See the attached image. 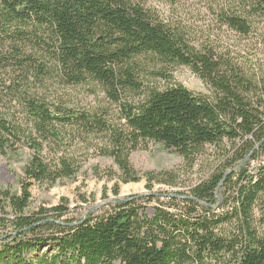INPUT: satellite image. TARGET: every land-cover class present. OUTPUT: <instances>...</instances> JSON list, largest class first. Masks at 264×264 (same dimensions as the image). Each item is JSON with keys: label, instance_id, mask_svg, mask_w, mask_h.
Here are the masks:
<instances>
[{"label": "trees", "instance_id": "obj_1", "mask_svg": "<svg viewBox=\"0 0 264 264\" xmlns=\"http://www.w3.org/2000/svg\"><path fill=\"white\" fill-rule=\"evenodd\" d=\"M185 1L262 61L196 41L148 0H0V155L27 153L19 190L0 186V264H264V0ZM173 66L209 93L173 81ZM82 84L93 105L66 91ZM148 142L205 164L186 192L150 195L165 200L150 215L138 196L78 218L31 209L32 185L71 179L93 155L139 180L129 156ZM145 176L147 188L177 181Z\"/></svg>", "mask_w": 264, "mask_h": 264}, {"label": "rangeland", "instance_id": "obj_2", "mask_svg": "<svg viewBox=\"0 0 264 264\" xmlns=\"http://www.w3.org/2000/svg\"><path fill=\"white\" fill-rule=\"evenodd\" d=\"M148 1L150 2L148 4L154 5L162 16L172 19L181 17L196 41L212 42L220 51L227 48L231 55L242 56L239 58L243 61L248 59L255 64L262 61L263 53L260 55V52L263 51L262 47L257 46L254 49L255 46L252 43L250 46L244 39L220 27L202 4L179 0L182 7L177 6L176 8L168 6L163 0ZM167 73L173 81L180 82L195 92L209 93L206 84L185 66L169 67ZM161 82L163 83L162 80ZM89 87L82 84L68 88L66 91L82 105H93L95 98L90 91L92 88ZM97 94L101 97V93ZM19 151L22 155L20 159L0 155V186L13 191H18L20 188L23 176L22 166L27 157L26 152H22L21 149ZM129 162L139 180L121 183L118 181L119 170L112 159L97 155L90 156L82 161L79 171L73 178L57 182L51 187L32 185L30 207L37 209L57 204L67 205L71 210L72 217L78 218L91 212L99 214L110 210L116 200L138 196L139 199L142 197L140 200L142 208L150 215L155 206H158L161 201H165L159 196L149 200L150 195H160L165 192H186L189 186L201 178L205 168L204 162L198 161L194 165H190L173 150H167L161 144L153 142H148L144 148L133 151L129 156ZM256 164V160L251 162V166ZM146 172L156 175L162 172H171L177 177L176 184L167 186L153 182L150 188H147ZM116 184L117 194H114L113 188Z\"/></svg>", "mask_w": 264, "mask_h": 264}]
</instances>
